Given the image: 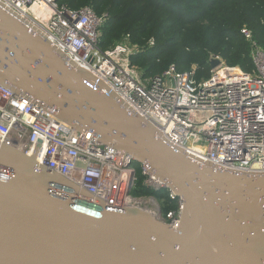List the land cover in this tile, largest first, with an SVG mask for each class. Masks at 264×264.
Returning <instances> with one entry per match:
<instances>
[{
	"label": "water",
	"instance_id": "95a60500",
	"mask_svg": "<svg viewBox=\"0 0 264 264\" xmlns=\"http://www.w3.org/2000/svg\"><path fill=\"white\" fill-rule=\"evenodd\" d=\"M46 37L0 2V85L130 154L182 210L173 228L98 200L37 162L41 140L0 141V264H264V169L190 154Z\"/></svg>",
	"mask_w": 264,
	"mask_h": 264
},
{
	"label": "built area",
	"instance_id": "2783aa9c",
	"mask_svg": "<svg viewBox=\"0 0 264 264\" xmlns=\"http://www.w3.org/2000/svg\"><path fill=\"white\" fill-rule=\"evenodd\" d=\"M23 17L78 66L102 80L139 115L166 133L192 155L222 164L264 169V51L252 32L242 27L253 69L221 63L210 77L195 78L196 66L179 71L170 64L162 73L144 77L131 57L146 50L130 42L128 34L101 50L98 40L106 14L89 5L68 7L62 0H0ZM150 39L148 47L153 46ZM151 108V109H150ZM150 109V110H149ZM41 140L37 162L60 173L98 200L113 204L138 203L173 228L178 227L182 200L143 164L111 144H103L90 132L79 131L28 98L0 85V141L11 142L32 155ZM141 186L163 190L175 208L162 212L152 196L135 197L130 190ZM124 197V198H123ZM123 199V201H122Z\"/></svg>",
	"mask_w": 264,
	"mask_h": 264
},
{
	"label": "trees",
	"instance_id": "16d2710c",
	"mask_svg": "<svg viewBox=\"0 0 264 264\" xmlns=\"http://www.w3.org/2000/svg\"><path fill=\"white\" fill-rule=\"evenodd\" d=\"M68 7L89 5L106 14L98 47L109 48L128 34L145 51L131 57L144 77L162 73L170 64L179 71L196 66L195 78L210 77V59L218 56L229 67L253 69L250 47L240 30L247 27L264 51V0H62ZM153 39L154 44L147 43ZM137 181L130 195L152 196L162 212L175 208L165 191L154 192Z\"/></svg>",
	"mask_w": 264,
	"mask_h": 264
},
{
	"label": "bare ground",
	"instance_id": "6f19581e",
	"mask_svg": "<svg viewBox=\"0 0 264 264\" xmlns=\"http://www.w3.org/2000/svg\"><path fill=\"white\" fill-rule=\"evenodd\" d=\"M189 151H190V150H189ZM189 151H188V152H189ZM189 153H190V152H189ZM190 154H192V153H190ZM123 198H124V197H123ZM122 201H123V199H122ZM113 204H116V203H113ZM123 204H125V205H129V203H128V201H127V200H126V201H124V202H123Z\"/></svg>",
	"mask_w": 264,
	"mask_h": 264
},
{
	"label": "rangeland",
	"instance_id": "374dc122",
	"mask_svg": "<svg viewBox=\"0 0 264 264\" xmlns=\"http://www.w3.org/2000/svg\"><path fill=\"white\" fill-rule=\"evenodd\" d=\"M239 68V67H238ZM243 71V70H242ZM142 206H144V205H142Z\"/></svg>",
	"mask_w": 264,
	"mask_h": 264
}]
</instances>
